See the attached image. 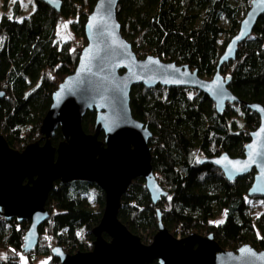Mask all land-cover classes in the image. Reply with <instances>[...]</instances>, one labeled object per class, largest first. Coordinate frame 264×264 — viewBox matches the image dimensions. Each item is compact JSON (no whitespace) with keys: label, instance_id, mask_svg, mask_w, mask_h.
Wrapping results in <instances>:
<instances>
[{"label":"trees","instance_id":"trees-1","mask_svg":"<svg viewBox=\"0 0 264 264\" xmlns=\"http://www.w3.org/2000/svg\"><path fill=\"white\" fill-rule=\"evenodd\" d=\"M59 10L34 0V10L16 19L18 3L11 17L0 18V133L10 147L22 149L39 139V125L51 93L76 65L85 44L83 25L95 0H60ZM250 0H119L116 19L122 35L138 58L148 54L186 64L203 77H211L225 43L235 34ZM240 6L243 15L240 16ZM67 20L73 38L58 46L56 26ZM225 34L222 45L218 38ZM80 39L83 44L70 43ZM76 43V41H75ZM239 102L226 104L217 113L201 91L189 87L146 88L132 85L129 108L134 118L147 125L151 136V166L166 195L152 203L142 178L132 179L120 197L118 219L144 243L157 230V210L162 224L179 238L190 232L212 233L228 250L250 244L264 250V211L251 219L245 200L251 178L247 175L227 181L221 170L201 158L223 151L242 155L249 131L258 116L246 102L264 107V13L251 33L237 46L235 57L220 67ZM95 111L81 120L85 133L94 129ZM56 128L50 142L61 140ZM102 139V132L98 134ZM264 204V196L259 197ZM103 191L94 183L74 179L54 180L45 207L48 218L38 227L36 246L20 252L28 221L17 223L0 216V264H22L42 257L46 264H60L51 255L53 246L73 253L86 251L92 242V228L103 208ZM218 217V218H217ZM217 218L214 223L213 219ZM102 237L108 239L105 232ZM148 264H157L152 260Z\"/></svg>","mask_w":264,"mask_h":264},{"label":"water","instance_id":"water-1","mask_svg":"<svg viewBox=\"0 0 264 264\" xmlns=\"http://www.w3.org/2000/svg\"><path fill=\"white\" fill-rule=\"evenodd\" d=\"M39 1L56 11L61 4L60 0ZM118 1H94L83 25L85 44L73 70L51 93L39 125V139L18 150L10 147L0 133V216L17 223L28 221L20 246L24 254L36 246L38 227L48 218L45 200L54 180H86L103 191L104 199L101 217L91 230L92 248L69 253L55 245L50 253L60 264H148L152 260L157 264H264V250L247 243L228 250L212 233L173 236L160 221L158 210L157 230L148 243L131 233L117 217L120 197L132 179H143L152 203L166 195L151 166V133L129 108L131 86L194 88L210 99L217 113L226 104L239 102L228 89L229 77L222 75L220 67L234 59L238 44L264 13V0H250L237 31L225 43L215 71L208 78L186 64L154 54L138 58L120 31L115 13ZM4 94L0 88V98ZM244 105L257 114L258 124L249 131L242 155L231 156L223 151L200 162L218 167L227 181L252 172L246 195L263 197L264 107L256 102ZM86 111H95L91 133L81 127ZM56 128L62 138L53 146L50 138ZM100 132L102 139L98 138ZM102 232L108 239L102 237Z\"/></svg>","mask_w":264,"mask_h":264},{"label":"rangeland","instance_id":"rangeland-1","mask_svg":"<svg viewBox=\"0 0 264 264\" xmlns=\"http://www.w3.org/2000/svg\"><path fill=\"white\" fill-rule=\"evenodd\" d=\"M16 2L18 3V12L16 13V19H21L24 16H27L30 12L34 10V6H35L34 0H0V18L3 16H8V17L13 16L15 12ZM243 12L244 10L240 6V9H239L240 16L243 15ZM65 25L66 27H64ZM72 38H73V32L70 29L68 21L64 20L60 22L56 26V37H55V41L58 44V46L64 45L66 41H69ZM224 39H225V34H222L218 38V43H217L218 47H220V45L223 44ZM75 44H77L78 46H82L83 42L80 39L74 40L73 42L70 43L69 49L75 46ZM247 176L249 178H252V172H249ZM245 200L248 203L249 214L252 220L255 219L262 211H264V204L262 203L261 199L258 196H251V197L245 196ZM217 218L213 219L214 223L217 222L216 220ZM196 233H199V232H196ZM200 234H204V233H200ZM176 236L179 237L180 236L179 233ZM38 259H43V258L40 256L38 257ZM34 260L35 259H33L32 261Z\"/></svg>","mask_w":264,"mask_h":264},{"label":"crops","instance_id":"crops-1","mask_svg":"<svg viewBox=\"0 0 264 264\" xmlns=\"http://www.w3.org/2000/svg\"><path fill=\"white\" fill-rule=\"evenodd\" d=\"M25 262V264H42V262H46L45 259H35L34 261H31L26 255H24L22 258H21V261Z\"/></svg>","mask_w":264,"mask_h":264},{"label":"built area","instance_id":"built-area-1","mask_svg":"<svg viewBox=\"0 0 264 264\" xmlns=\"http://www.w3.org/2000/svg\"><path fill=\"white\" fill-rule=\"evenodd\" d=\"M92 248V242L87 243L86 242V249L90 250Z\"/></svg>","mask_w":264,"mask_h":264},{"label":"snow or ice","instance_id":"snow-or-ice-1","mask_svg":"<svg viewBox=\"0 0 264 264\" xmlns=\"http://www.w3.org/2000/svg\"><path fill=\"white\" fill-rule=\"evenodd\" d=\"M64 27H66V25L64 26ZM247 165H245V167H246ZM22 264H25V262L23 261V259H22ZM42 264H46V262H42Z\"/></svg>","mask_w":264,"mask_h":264}]
</instances>
